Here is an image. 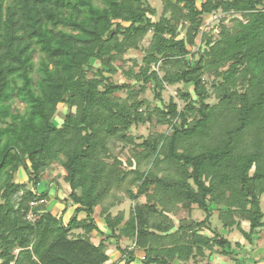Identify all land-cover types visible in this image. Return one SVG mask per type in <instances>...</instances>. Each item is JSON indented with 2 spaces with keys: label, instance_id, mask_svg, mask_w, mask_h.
Returning a JSON list of instances; mask_svg holds the SVG:
<instances>
[{
  "label": "trees",
  "instance_id": "obj_1",
  "mask_svg": "<svg viewBox=\"0 0 264 264\" xmlns=\"http://www.w3.org/2000/svg\"><path fill=\"white\" fill-rule=\"evenodd\" d=\"M162 2L154 19L148 0H0V264H108L104 239L113 237L131 240L117 244L125 264L136 251L142 264H188L214 245L230 256L242 245L212 227L214 212L249 244L259 237L264 0ZM129 51L141 55L124 58ZM118 72L128 81L117 83ZM179 83L192 85L176 88L182 107L172 95L153 107L142 96L150 87L162 102L166 85ZM145 123L167 130L135 142L131 127ZM120 143L132 145L125 160L114 153ZM58 166L67 184L62 216L47 207L48 187L38 190ZM19 170L26 182L15 180ZM125 199L134 203L128 216L113 214ZM192 205L203 219L175 225L172 214ZM93 234L103 237L94 243Z\"/></svg>",
  "mask_w": 264,
  "mask_h": 264
},
{
  "label": "rangeland",
  "instance_id": "obj_2",
  "mask_svg": "<svg viewBox=\"0 0 264 264\" xmlns=\"http://www.w3.org/2000/svg\"><path fill=\"white\" fill-rule=\"evenodd\" d=\"M149 4L156 9V16H154V19H157V17L160 15V13L163 10V2L162 0H148ZM223 15V14H222ZM220 13H216V14H212L209 15L205 18V25L202 27V30H209L212 26L213 23L218 21V19H220V17L222 16ZM227 17V25L229 27H235L237 25L236 21L232 20V17L230 14H225ZM239 17H241V15H237ZM179 36H183V32L182 30L179 33ZM200 41V35L196 38V42L197 44ZM196 49V48H194ZM141 55V54H140ZM138 52H128L124 55V58L128 59L130 57H140ZM37 60V58L35 57V61ZM118 65H121L120 62H117ZM131 62L130 61H126L124 68H127V66H130ZM113 79L117 82V83H123L128 81L122 74L121 72H118L117 74H114ZM131 82V81H130ZM180 87L183 89H187V90H192V85H183V84H176L174 86L171 85H166L164 91L162 92V102H160L159 100H156L154 98V93L152 92V90L150 89V87H148L146 89V92L144 95L142 96H146V98L149 100L148 105L150 107H153L155 105H160L162 106L163 104H167L168 103V99L169 97L172 95L175 98V101L179 104L180 107H182V101L179 100L178 96H176V88ZM120 94H122L123 96L126 94L125 92H120ZM217 99L214 98V96H211L208 99L209 103H213L216 102ZM13 106H16L18 109L22 110L24 108V104L22 102H18L15 101ZM64 107L61 108V110H63ZM59 118L56 117L55 121H58ZM59 122V121H58ZM151 125L148 123L145 124H140L139 126H132L130 133L133 136H136V141L135 142H141L143 141L144 138H146L151 132H157V131H165L167 130V125H155L153 127V129H151ZM132 145H127V146H123L121 143L116 145L115 149H114V153L116 155H118L119 157H121L123 160H125L126 158H128L130 155L133 154L132 151ZM150 165H148L149 167ZM146 168V167H145ZM65 174L64 170L61 167H56L55 169H53L52 172L49 173L48 179H49V183H48V179L43 180L39 185H38V190H44L48 187V194H49V200L47 202V207L49 209H51L54 214L56 216H62L63 214V209H64V202L63 199L66 197V190H67V184L63 178V175ZM46 178V177H45ZM15 180L16 181H23L26 182L27 180V175L25 172L19 170L16 174H15ZM141 200H144V197H141ZM70 202V201H69ZM133 201L129 200V199H125L120 205L116 206L114 209H112V213H116L117 210H124L126 217L128 216V213L130 211V208L132 206ZM74 208V205H73ZM261 208L263 210L264 213V193L261 196ZM72 208L67 209L66 212L64 213V219L65 221L68 219V216L71 214ZM80 216L83 217V213L80 214ZM174 221H175V225L178 224V219L179 218H192L193 220H202L204 217V213L197 208L196 205H192L191 207V212L190 214H188V212L186 211V209L183 208H179V210L176 212L175 215H173ZM94 217L96 219V223L98 226H102V228H100L101 230H103V232L106 233H110L109 229L106 227V225L103 223V221L101 220V216L99 214V207H96V211L94 212ZM211 221V225L212 227H218L219 230L221 232H223L224 236L226 238H228L232 244L235 243L236 241H238L239 243H241V248H236L233 254L229 255H221L217 249L218 247L214 245V248L211 249H207L205 250V255L198 257L197 260H190L188 264H240V263H236L233 258H239L241 260H244L246 262V264H264V227H262L258 233H259V237L256 238L254 240V244H249V242L247 240H245V238L243 237V235L240 233L238 228H233L232 231H226V229H223L221 226V222L220 219H218V215L217 212H214L212 217L210 218ZM242 225L245 229L248 228V223L247 222H242ZM79 232V231H76ZM201 232L202 233H208V234H212V232L207 229V227H203L201 228ZM103 237L102 234H93L92 237V241L94 243H98L101 238ZM104 241H106L105 245H106V252L109 255L110 259H109V263L111 264L112 262L117 261V259L119 258L118 262L119 264H125V258L123 256H121V252L120 250L117 249V244H119L122 248L128 247L129 245H131V240L128 238H121V239H117L115 237L113 238H108V239H104ZM248 251V252H247ZM139 252V251H138ZM140 254V253H137ZM261 257V258H260ZM143 258V255H139L137 257H135V260L130 262V264H142L141 259ZM260 258V259H259Z\"/></svg>",
  "mask_w": 264,
  "mask_h": 264
},
{
  "label": "built area",
  "instance_id": "obj_3",
  "mask_svg": "<svg viewBox=\"0 0 264 264\" xmlns=\"http://www.w3.org/2000/svg\"><path fill=\"white\" fill-rule=\"evenodd\" d=\"M39 202L42 203V202H45V200L40 199ZM30 204H31V205H35V204H37V202L33 200V201L30 202ZM69 208H70V209H71V208L73 209V205H72V204H68V205H67V209H69ZM29 216H31V214H30Z\"/></svg>",
  "mask_w": 264,
  "mask_h": 264
},
{
  "label": "crops",
  "instance_id": "obj_4",
  "mask_svg": "<svg viewBox=\"0 0 264 264\" xmlns=\"http://www.w3.org/2000/svg\"><path fill=\"white\" fill-rule=\"evenodd\" d=\"M80 217H82V216H80ZM102 218V217H101ZM102 220V219H101ZM103 221V220H102ZM103 223H104V221H103ZM105 224V223H104ZM99 228H102V226H98ZM137 253H140V254H137ZM139 255H143V252L142 251H136V253H135V257H137V256H139ZM118 260H119V258L117 259V261H115V262H118ZM119 264V263H118Z\"/></svg>",
  "mask_w": 264,
  "mask_h": 264
}]
</instances>
